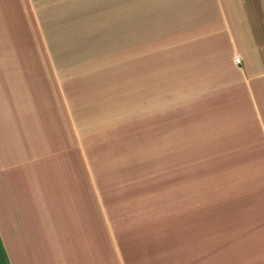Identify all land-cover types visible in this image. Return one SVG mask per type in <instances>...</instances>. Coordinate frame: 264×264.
<instances>
[{
  "label": "rangeland",
  "instance_id": "374dc122",
  "mask_svg": "<svg viewBox=\"0 0 264 264\" xmlns=\"http://www.w3.org/2000/svg\"><path fill=\"white\" fill-rule=\"evenodd\" d=\"M109 4L102 35L52 45L80 67L66 73L79 95L103 100L87 147L111 240L126 264H264V136L244 61L227 41L201 52L217 1Z\"/></svg>",
  "mask_w": 264,
  "mask_h": 264
},
{
  "label": "crops",
  "instance_id": "0c3cea01",
  "mask_svg": "<svg viewBox=\"0 0 264 264\" xmlns=\"http://www.w3.org/2000/svg\"><path fill=\"white\" fill-rule=\"evenodd\" d=\"M113 1L0 0V264H126L88 152V138L102 130L93 128L101 113L89 107L103 100L79 95L66 73L80 67L58 65L52 45L102 35L99 11ZM215 1L219 19L204 29L214 35L201 52L209 40L213 51L227 41L231 59L242 55L264 136V0Z\"/></svg>",
  "mask_w": 264,
  "mask_h": 264
},
{
  "label": "built area",
  "instance_id": "2783aa9c",
  "mask_svg": "<svg viewBox=\"0 0 264 264\" xmlns=\"http://www.w3.org/2000/svg\"><path fill=\"white\" fill-rule=\"evenodd\" d=\"M236 62H239V59L238 58L236 59Z\"/></svg>",
  "mask_w": 264,
  "mask_h": 264
}]
</instances>
